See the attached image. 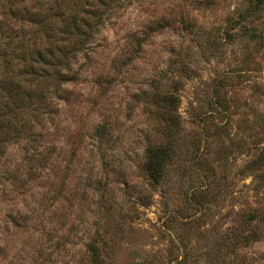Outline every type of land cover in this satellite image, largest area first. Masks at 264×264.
<instances>
[{"label": "rangeland", "instance_id": "374dc122", "mask_svg": "<svg viewBox=\"0 0 264 264\" xmlns=\"http://www.w3.org/2000/svg\"><path fill=\"white\" fill-rule=\"evenodd\" d=\"M104 2L58 95L2 146L0 264H264V8ZM170 144L155 183L147 148Z\"/></svg>", "mask_w": 264, "mask_h": 264}, {"label": "trees", "instance_id": "16d2710c", "mask_svg": "<svg viewBox=\"0 0 264 264\" xmlns=\"http://www.w3.org/2000/svg\"><path fill=\"white\" fill-rule=\"evenodd\" d=\"M23 1L9 0L0 11V153L4 141L21 136L20 132L29 126L28 121L40 113L45 98L58 95L60 85L71 71V59L89 42L102 20L98 7L105 4V0H53V6L40 15L35 12L36 6L39 11L44 1L50 0H32L31 6ZM69 2L78 8L65 12L64 16L59 9L62 3ZM81 4H87L90 10L81 13ZM263 8L264 0H248V14ZM174 101V98L165 100L160 114L166 128L173 132L179 125L172 106ZM146 156L145 170L157 183L165 174L173 148L171 144L149 146ZM253 233L233 231L231 246L246 243Z\"/></svg>", "mask_w": 264, "mask_h": 264}]
</instances>
